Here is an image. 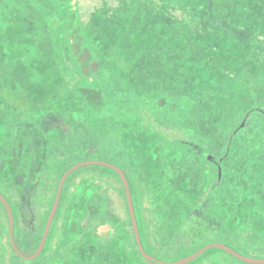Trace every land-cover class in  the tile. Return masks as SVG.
I'll return each mask as SVG.
<instances>
[{
  "label": "rangeland",
  "instance_id": "1",
  "mask_svg": "<svg viewBox=\"0 0 264 264\" xmlns=\"http://www.w3.org/2000/svg\"><path fill=\"white\" fill-rule=\"evenodd\" d=\"M120 1L73 0L70 35L76 40L73 48L80 67L69 57L67 64L59 59L53 62L47 59L48 44L57 32L61 34V26L58 27L63 21L61 0L51 1L49 6L45 0H0V145L9 142L15 128L18 135L0 174V182L14 189L16 194L11 196L3 186L0 193L8 196L14 208L16 200L25 206L23 229L17 223L16 214L14 236L18 248L27 256L36 251L38 246L33 251V245L39 244V235L35 236L33 231L44 223L47 204L51 203L53 190L40 186L34 174V165L44 157L41 149L46 147L41 133L46 131L48 136L60 137L56 127L67 121L68 127L74 129L80 117L86 122L61 139L72 152L60 166L72 167L88 160L104 161L120 167L131 181L134 178L128 161L140 164L139 185L132 183L131 188L141 241L148 254L165 263L191 255L178 253L175 239L184 226L181 217L184 213L180 211L191 209L201 195L202 184L211 180L207 168H199L192 162L197 161L195 158L204 149L218 165L220 176V182L208 184L213 188L212 193L218 195L217 213L210 218L209 226L214 228L221 224L244 234L264 235V171H260L258 160L254 159L264 145V127H254L257 118H263L264 122V0H202L197 6L187 5L182 0H125L123 5ZM96 13L105 16L104 33L118 29L124 31V35H132L133 39L139 38L142 42L139 54L143 59L146 56L156 59L157 63L146 71L142 63L132 68L130 60L119 50H114L111 61L110 57L102 58L94 46L92 49L86 44L78 23L80 19L83 25L95 31L102 25L94 16ZM161 15L167 25L165 30L184 40V45L177 46L176 51L161 47L165 41L156 31ZM115 18H120L121 23ZM180 20L185 26H178ZM122 35L119 33L116 38ZM107 36L111 34L101 36L99 43L109 42ZM133 52L125 48V53ZM114 62L118 65H113ZM194 65L199 70H195ZM101 68L106 70L98 72ZM55 73L61 78V87L57 85ZM133 78L138 79L136 86L129 83ZM65 81L71 86L81 84L82 96L65 87ZM31 85L41 93L46 88L43 98L49 102L55 98L56 104L52 107L43 99L35 98ZM139 92L158 93L159 105H163L155 114L147 112L149 117L144 113L141 117L154 123L160 134L190 153L177 161L174 171L173 168L166 170L164 160L172 144L165 146L159 137L143 129L146 127L140 129L126 121L125 109L120 112L125 119L113 117L116 122H106V116L99 112L107 104L108 95L119 104L117 106L135 111L130 101L136 99ZM43 103L49 107L42 109ZM45 112H48L47 117L38 122ZM100 116L102 118H98ZM14 119L25 121L16 125ZM101 120L106 123L102 125ZM36 122L37 127H33ZM243 122L247 126L236 132V127ZM121 139L128 140L129 145L124 157L119 145ZM49 145L48 148L54 144ZM162 149L161 156L158 151ZM32 150L35 157L31 156ZM250 150L254 153H249ZM23 160H26L25 172L17 174ZM261 164L264 169V161ZM223 170L228 172L225 174ZM168 173L176 175L170 177ZM53 180L51 185L55 186L56 180ZM110 181L120 190L119 178L110 169L87 165L76 170L65 185L43 253L34 260H26L13 253L8 243L0 241V264H146L135 246L124 195L118 193ZM146 181L154 194L150 203L159 222H151L144 210L143 202L148 193ZM221 183H224L222 190ZM181 191L189 195L187 203L180 198ZM102 206L97 217L88 213L97 214ZM176 213L180 216L178 220L170 221ZM82 218L89 226L87 237L90 240L86 249V241L79 233L69 244L62 239L64 227L78 229ZM27 228L33 235L28 240ZM189 244L190 252L200 246ZM160 245L165 248L162 253L155 249ZM216 250L210 248L187 264H205ZM128 252L132 256H128Z\"/></svg>",
  "mask_w": 264,
  "mask_h": 264
},
{
  "label": "trees",
  "instance_id": "2",
  "mask_svg": "<svg viewBox=\"0 0 264 264\" xmlns=\"http://www.w3.org/2000/svg\"><path fill=\"white\" fill-rule=\"evenodd\" d=\"M45 1L47 2L45 4L49 6L51 1H56V0H50V1L45 0ZM61 1L63 2V5H64L62 8L63 21H62V23L59 22V25H58V27L61 26V34L59 32H57V34H55L53 39H52V43L48 44V46H47V53H48L47 59L50 62H53V61H56L57 59H59V60H61V63L67 64L68 63L67 58L69 57V59L72 60V62H75L76 64H78L81 67V63L79 61V58H77V55L75 54L76 51L73 48V45L76 43V40L73 39L72 36L70 35V31H71L70 20L72 18L71 14L74 10L73 0H61ZM137 1H144V0H137ZM145 1H147V0H145ZM200 1H202V0H182V2L187 4V5H195V6H197V2H200ZM120 2L122 5L126 3L125 0H121ZM129 2H131V0H129ZM129 2H127V3H129ZM154 13H156V11H154ZM224 13L227 14L226 12H224ZM94 16H95V18L98 17L102 21V25H100L95 31L91 30V28L88 25H83L81 23L80 19H78V23L80 24V27L83 31L84 36H85L86 44L88 46H92L91 47L92 49L95 48L97 50L98 54H101L102 58H105L108 60L110 57L109 60L111 61L112 54H113L114 50H119L120 54H123L124 57H127L130 60V62H131L130 65L132 68H134L135 66L141 65L140 63H142V66L144 67V70L146 71L147 69L151 68L150 66L157 63L156 59L148 58V56H146L143 59V56H141L139 54V50L141 49L140 47L142 45V42L139 38L133 39L132 35H130V36L124 35L125 32L119 31L118 29L111 31L110 33H104L103 32V29H104L103 26L105 25V23H104L103 19L105 18V16L101 13H98V14L96 13V14H94ZM119 16H122V15L119 14ZM162 16L163 15H161V20H160V22L157 26V30H156V31H159L160 35H162L161 39H163L165 41L161 47H163L164 49H168L169 51H176L177 46H182L184 40H183V38H180L179 36L175 37L171 32H167L165 30V27L167 25L165 24L166 22ZM111 18H114V17L111 16ZM118 19L121 20L120 18H117V19L115 18L116 21H119ZM122 19H123V17H122ZM178 26H180V27L185 26V22L183 20H180V24ZM119 33H121L123 35L121 38L117 39L116 35ZM105 34H111V36L106 37V38H109V42L104 43L105 41H103V42L99 43L101 36L104 37ZM93 46H94V48H93ZM127 47L131 50H134V52L131 54L125 53V48H127ZM88 48H90V47H88ZM113 65L117 66L118 62H114ZM193 68L195 70H199V67H197L196 65H194ZM188 69H190V66H188ZM80 70H82V68ZM105 70H106L105 68H101L98 72H102ZM190 71L192 72L191 69H190ZM55 72L59 73L58 70H56ZM98 72H96V73H98ZM57 73H55V74H57ZM57 76H58V79H57L58 84L57 85H59L61 87L62 84H60V82H59L61 78L58 74H57ZM136 80L138 81V79L133 78L129 83L130 84L133 83L136 86ZM33 84L36 86V83H33ZM31 86L33 87V90H34V86L33 85H31ZM66 86H68V88L72 89L77 95L82 96L84 87L81 84L71 86V85L67 84V81H65V87ZM39 88H43V87H39ZM45 89L46 88H43V93H41L40 90L39 91L34 90V97L37 99H43L44 103L48 102L50 106L55 105L57 102V100L55 98L51 102L45 100L46 98H43L46 95L45 93H47V91ZM33 90H32V92H33ZM59 93H60V91H59ZM143 93L144 94L139 92L138 94H140V95L136 99H133V101H130V102H133L132 105L136 107L135 111L134 110L130 111L128 108H121L120 106H117L119 104L117 102L113 101V99H111V97L108 95L107 96V98H108L107 104L103 105L99 112L101 113L102 116H103V114L106 116V122H108V121H110V122L115 121L116 122V120L113 119V117L119 118V116H121L120 117L121 120L125 119V117H127L126 121H128L132 124H135L140 129L143 127H146V128H143L145 131L149 132L151 135H153V137L154 136L159 137L161 140L160 141L161 144H163L165 146L172 144L171 147L168 149V152L164 155V160L166 161L165 162L166 163V165H165L166 170L172 169L173 167L176 166L177 161L182 159L184 157V155L188 156L190 153H188L186 149L178 147L175 144V142L168 140L167 137L160 134L154 128V126H153L154 123L147 121V119L144 117H141L143 115V113L147 114V116L149 117L147 112H149L151 114H155L158 111V109H160V108L162 109V106H163V105H161V106L159 105L160 103H159V99H158L159 96L157 95L158 93H150V92H143ZM101 96H102V94H101ZM130 102H128V103H130ZM44 103H43V105H45ZM31 104H34V102H32ZM43 105L41 106V107H43L42 109L49 107V105L48 106H46V105L43 106ZM90 108L92 109V111H94L93 107L90 106ZM124 109L128 111V112L126 111L125 117L122 116L120 113V112H124ZM47 115H48V112H47V114L45 112V114L42 117L39 116L38 122L45 119L47 117ZM102 116H100L98 118H102ZM85 120H83L82 117H80L79 119L77 118V121L73 125V126H75L74 129L68 127L67 121H66L67 123L65 122V125H63V123L61 122L62 125L56 127L58 129L57 133L60 136V137L57 136V138H55L53 136H48L46 131H44V133H41L43 141L45 142L47 148L44 146L41 149V152L43 151L42 153L44 154V157L42 160L40 159V161L36 165H34V167H35L34 174L37 176V180L39 178V180L37 182H41L40 186L43 185L44 188H46V186H47V189H49V191L52 189L53 195L51 194V196H50L51 203L47 204L48 213L45 216L44 223L42 224V222H41V226H38V228L35 229L36 231H33V232H35V236L38 237V235H39L38 243H40V241H41V238H42V235L44 232V228H45V224L47 222V219L49 217L53 203L55 201L60 179L62 178L64 173L69 168H71V166L66 167V165L60 166V162H62L63 159L68 158V154L70 152H72V148H70V146L67 148L65 146V143L63 144L61 142V139L64 137H68V135H67L68 132H72V131L74 132L75 130H78L80 128L82 122H86ZM24 121H25L24 119H19V121L15 120V119L13 120V122L16 125L19 122L24 123ZM38 122L34 123L33 127H37ZM87 122H88V124H90L89 120ZM106 122L102 121V125H103V123H106ZM22 126H25V124H23ZM245 126H247V125L244 122L239 124L236 127V132H240L243 129V127H245ZM254 127L256 129H262L264 127L263 118H257L254 122ZM15 129H14L12 135H10L11 139L9 140V142L5 141L4 143H2L0 145V174L3 170V166H4V162H5L6 158L8 157L9 153L14 149L15 139H16V137H18V135H15ZM67 130H69V131H67ZM17 134H18V131H17ZM50 143H53L54 145H53V147L48 148V146H50L49 145ZM119 145H121V147H122L120 150H121L122 156L124 157L126 155V151H125L126 149L125 148H129L128 147L129 146L128 140L121 139V141L119 142ZM255 148L256 147H253V149H255ZM248 152L251 154L254 153V151H252V150H250ZM158 153L162 156L163 155V149L159 150ZM208 153L209 152L206 149H204V151H200L198 153L200 156L195 158L197 161L196 162L194 160L192 161L199 168H201V166H203V168H205V169L207 168L209 170L211 180L205 184H202L203 190H202L201 195L198 198V200L194 203L193 207L191 209H187L184 212L180 211V213H184V215L181 216L182 220L184 222V226H189V227L185 228L183 226V230H181L178 233V235L176 236L177 238L175 239V242H176L175 244L177 246L176 247L173 246V248L175 247L176 251L178 253H181V254L184 252H189V253H187V255H189V254H193V253L197 252L206 244L215 241V242H222V243L228 245L229 247L233 248L234 250H236L237 252H239L245 256L247 255L249 257L264 258V235L263 234L259 235V236L246 234V233L244 234V233L240 232L239 230H232L230 227L225 226V225H221V224H219L218 226H213L214 228L209 226L210 218L214 217L215 214L217 213V211L215 210L216 209L215 208L216 207L215 202L217 201L218 195H215L214 192L212 193L213 188L208 187V184L210 183L209 186L213 185L214 183L217 184L218 182H220L219 181L220 176L218 175V171H217L218 165L215 164L212 157ZM239 153H242V151H240ZM31 156H33V157L36 156V153L34 150H32ZM69 158H70V155H69ZM244 158H245V156L243 158H240V162H242ZM254 159L256 161L258 160L257 166L260 168V171H264V169H262L263 165L261 164V162L264 161V145L260 148L259 153L257 154V156ZM25 161L26 160H23V162L19 164L17 171H16L17 174H22L23 172H25V166H24ZM28 162H30V159L27 160V163ZM128 162H129V165L131 167L132 175L134 178V180L131 179V181H130L128 175L125 173L126 176L128 177L130 187H131L132 183L134 185H137V184L139 185V182H140L139 175L141 174V171L139 170L140 164L138 165V163L134 160L133 161L130 160ZM93 166L110 169L112 172H114L118 176L119 182H120V184H119L120 190H119L118 185L115 186V183L110 181V184H112L114 186L115 190L118 193H122L124 195V200L127 204V200H126V196H125V190H124L122 181H121L119 175L117 174V172L114 171L113 169L109 168V167L100 166V165H93ZM173 171H174V168H173ZM173 171H171V172H173ZM223 171L225 174L228 172L226 170H223ZM256 173L259 174V176L261 175L259 171L258 172L256 171ZM72 174L69 175V177L67 178V180L64 183L60 204L62 202V197H63L65 185H66L67 181L69 180V178ZM233 174H237V171H233ZM175 175H176V173H171L170 175L168 173V176H170V177H174ZM53 179L56 180L54 182L55 186L51 185L54 181ZM164 183H166V185H167L168 179L166 182L164 181ZM223 184L224 183H221V190H222ZM241 184H243V183H241ZM146 185H147L148 193H147V196L143 202L144 210L148 212V214L150 216L149 219L151 222H156V221L159 222V220L155 214V212H156L155 208H154V206L151 208V203H150V201L154 197V194H152L151 190H149V188H148V181H146ZM0 186H3L5 191L7 193L11 194V196L16 194L14 189L6 188V186L4 184H2L1 182H0ZM35 189H36V187L33 188V190H35ZM131 192H132V188H131ZM180 193H181L180 198L182 199V201L187 203L189 198H190L189 195L187 194V192L181 191ZM1 194H3L8 199V201L12 207L13 215H14V234H15L16 214H17V223L20 225V229H23V226H21V225L25 221V206L19 200H16L15 201L16 202V208H14L12 206V203H11L10 199L8 198V196L5 195L4 193H1ZM182 194H183V196L181 197ZM18 197H19V195H18ZM134 202H135V200H134V196H133V203ZM60 204H59V207H60ZM134 206H135V204H134ZM34 207H35V211H37L39 204L37 202L34 203ZM59 207H58L56 215L53 219V222H52V225H51V228H50V231L48 234V238H47V241H46V244H45L43 251L45 250V248L48 244V240L50 239L51 231L54 227L53 224L57 218ZM126 207H127V210H129L127 205H126ZM103 208H104L103 206L98 208L97 214L91 213V212H88V213L93 214L97 217V215L100 213V211ZM173 216H174V218L170 219V221H172L174 219H175V221H177L178 218L180 217L178 213L173 214ZM218 220H219V218H217V221ZM39 221H41V220L39 219ZM68 222H70V220ZM79 224H80V226L78 227V229H72L70 226H65L62 239L64 241H66L65 244H69L70 242H72V239H74L75 236L79 233V237L83 236L84 242L86 241L85 242L86 245L84 246V249H86L88 241L90 240L89 237H87V234L89 232L88 231L89 226H86L84 224L83 218L81 219V221H79ZM31 231L32 230H30L28 228H27V230L25 229V232H27V235H26L27 240L30 239V237L32 238V236H33L32 233H30ZM9 232H10L9 217H8L5 205L0 200V241L1 242L5 241L6 244L8 243L12 252L15 253L16 255H18L11 246V243L9 240ZM15 241H16V237H15ZM134 242H135V246H136V249H137L140 257L144 260V262L146 264H150L140 253L139 248L137 246V242L135 239H134ZM190 242L198 243V244H200V246L197 247L195 250L190 252V250H189L190 249V244H189ZM16 244H17V242H16ZM37 246H39V244L36 245L35 247L33 245V248H34L33 251H35ZM56 249H57V247L54 248V250H56ZM155 249L158 250V252H160V253L165 251V248L163 246H161V247L155 246ZM215 249H217V250H216L215 254L213 255V258L208 260L205 264H249V263H246V262L240 260L239 258H237L236 256L230 254L229 252H227L225 250H222L220 248H215ZM54 250H52V252H54ZM43 251L41 252V254L43 253ZM207 252H208V250L205 251L202 255H204ZM128 256H132L130 252H128ZM153 264H160V263L153 262Z\"/></svg>",
  "mask_w": 264,
  "mask_h": 264
},
{
  "label": "water",
  "instance_id": "3",
  "mask_svg": "<svg viewBox=\"0 0 264 264\" xmlns=\"http://www.w3.org/2000/svg\"><path fill=\"white\" fill-rule=\"evenodd\" d=\"M89 166V165H100V166H105V167H109L111 169H113L114 171L117 172V174L119 175L124 190H125V196H126V200H127V205H128V209H129V214L131 217V222H132V227L134 230V235H135V239L137 242V246L139 248L140 253L142 254V256L150 263L153 264V262H158L160 264H187L195 259H197L199 256H201L205 251H207L210 248H220L222 250H225L227 252H229L230 254L236 256L237 258H239L240 260L249 263V264H264V258H256V257H249V256H245L239 252H237L236 250H234L233 248L223 244V243H209L205 246H203L200 250H198L197 252L191 254L188 257H185L183 259H180L176 262H172V263H165L162 262L160 260H158L157 258L153 257L152 255L148 254L146 252V250L143 247L142 241H141V237H140V233H139V228H138V222H137V217H136V212H135V207H134V203H133V197H132V192H131V187H130V183L128 180V177L126 176L125 172L118 166L113 165L111 163L108 162H104V161H98V160H88V161H83V162H79L76 165L72 166L71 168H69L64 175L62 176V178L60 179L59 185H58V189H57V194H56V198L55 201L53 203L52 209L50 211L49 217L47 219V222L45 224V228H44V232L41 238V241L39 243L38 248L36 249V251L31 254V255H24L20 249L18 248L16 241H15V237H14V215H13V210L12 207L8 201V199L0 193V200L3 202V204L5 205V208L7 210V214L9 217V225H10V232H9V240L11 243L12 248L14 249V251L23 259L26 260H34L37 257H39V255L41 254V252L43 251L47 238H48V234L53 222V219L56 215L57 209L59 207L60 204V200H61V195H62V190H63V186L65 181L67 180V178L69 177L70 174H72L74 171L80 169L81 167L84 166Z\"/></svg>",
  "mask_w": 264,
  "mask_h": 264
}]
</instances>
